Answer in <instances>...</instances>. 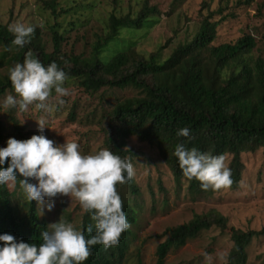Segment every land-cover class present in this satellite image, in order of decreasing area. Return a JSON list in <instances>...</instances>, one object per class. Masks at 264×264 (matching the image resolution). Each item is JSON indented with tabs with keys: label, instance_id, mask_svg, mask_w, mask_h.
<instances>
[{
	"label": "trees",
	"instance_id": "trees-1",
	"mask_svg": "<svg viewBox=\"0 0 264 264\" xmlns=\"http://www.w3.org/2000/svg\"><path fill=\"white\" fill-rule=\"evenodd\" d=\"M43 8L56 18L73 10L60 6L58 0H45ZM155 12V6L145 3L134 17L112 14L109 33L96 39L89 58L62 55L65 35L60 30V23L49 27L52 51L47 49L40 27L35 26L30 42L20 48L11 43L13 35L8 31V24L0 23V68H6L4 74L0 72V95L12 89L8 68L22 62L29 51L44 64L56 61L68 74V80L76 79L89 95L102 88L133 87L137 93L115 99L104 116L111 118L105 148L131 159L136 153L132 145H127L128 140L138 137L161 149L177 184L186 183L190 194L208 197L220 189L238 190L245 169L242 154L259 148L264 150V55L253 52L258 40L246 34L234 43L214 45L221 21L214 19L215 13L209 12L201 19L193 38L181 42L165 59L160 58L163 47L148 57L132 48L118 50L108 58L102 55L104 48L118 38L122 28L152 24ZM182 127L190 129V138L176 135ZM2 131L0 122V142L4 138ZM178 143L189 148L195 146L213 155L224 154L226 160L229 158L232 184L203 190L198 180L185 178L178 158L173 154ZM17 180L18 185L12 191L7 184L0 185V233L7 232L18 239L39 244L42 242L40 232L47 227L46 220H39L35 201L21 197L19 177ZM127 184L133 193L138 191L133 178ZM121 201L128 223H135L137 207L130 200ZM90 224L94 232V221L85 212L82 231L86 238L91 235L87 232ZM213 227L230 231L233 246L227 264H247L248 247L254 238L264 235V228L244 230L229 226L227 215L211 209L195 214L190 221L167 228L168 237L157 246V264H165L173 247H180ZM127 232L128 229L121 233L114 246H93L83 264H121L129 245Z\"/></svg>",
	"mask_w": 264,
	"mask_h": 264
},
{
	"label": "rangeland",
	"instance_id": "rangeland-1",
	"mask_svg": "<svg viewBox=\"0 0 264 264\" xmlns=\"http://www.w3.org/2000/svg\"><path fill=\"white\" fill-rule=\"evenodd\" d=\"M58 1L60 6L72 7L73 10L56 18L43 8L45 0H0V23L9 25L23 22L40 27L49 51L53 50L49 27L60 23V30L65 35L62 55L68 58H89L93 54L96 39L109 33L112 14L118 17L131 14L134 17L147 3L157 8L153 17L155 21L140 28H122L118 38L104 48L102 55L105 58L124 48H132L148 57L163 47L160 58L165 59L181 42L193 38L201 19L209 12L215 13V20L221 21L214 45L234 43L238 38L251 34L258 40L254 54L264 55V0ZM5 71L6 68H0L2 74ZM66 86L71 93L64 97L66 103L52 113L45 114L48 121L45 135L60 143L64 140L76 141L82 153L105 148L104 142L109 135L111 123V118L104 117L106 112L116 102L115 99L133 96L137 93L136 89L102 88L89 95L77 84L76 79L67 80ZM7 94L15 93L13 89H7L0 95V100ZM54 99L53 95L52 102ZM41 115L34 106L22 114L0 109L4 136L1 145L5 146L8 137L24 139L36 133L35 120ZM127 145H132L136 153L129 160L135 168L133 179L138 191L133 193L127 182L118 184L117 191L121 200H130L137 207V221L127 228L125 235L129 245L121 264H157V246L168 237L167 228L190 221L195 214L211 209L227 215L229 226L244 230L264 228L263 148L242 154L245 169L238 190L220 189L208 197H198L190 194L186 183L182 186L177 184L159 147L138 137L129 138ZM226 163H229V158ZM17 185L18 180L8 186L12 191ZM20 194L27 200L23 191ZM36 208L40 221L46 220V225L61 218L82 231L85 211L74 197L57 199L54 209L50 212L45 210L43 215L39 207ZM229 232V229L223 232L217 227L203 230L184 245L173 247L167 254L165 264H227L233 246ZM247 251V264H264V235L254 238Z\"/></svg>",
	"mask_w": 264,
	"mask_h": 264
},
{
	"label": "clouds",
	"instance_id": "clouds-1",
	"mask_svg": "<svg viewBox=\"0 0 264 264\" xmlns=\"http://www.w3.org/2000/svg\"><path fill=\"white\" fill-rule=\"evenodd\" d=\"M8 31L13 35L11 43L23 48L30 42L35 26L15 22L8 25ZM7 75L15 94L4 96L0 109L22 114L34 106L42 115L35 120L36 133L25 139L8 137L5 146H0V185L12 186L19 177L25 198L35 201L42 215L54 209L57 199L74 197L94 221V232L90 224L87 232L91 235L86 238L71 222L58 218L40 232L39 244L0 233V264H83L93 246L116 245L130 226L117 185L134 177V165L109 148L82 153L76 141L60 143L45 135V114L63 106L64 97L71 94L66 86L68 74L56 61L44 64L29 51L22 62L8 68ZM176 135L190 138V129L179 128ZM173 154L182 175L198 180L201 189L232 184L224 154L213 155L183 143L175 145Z\"/></svg>",
	"mask_w": 264,
	"mask_h": 264
}]
</instances>
